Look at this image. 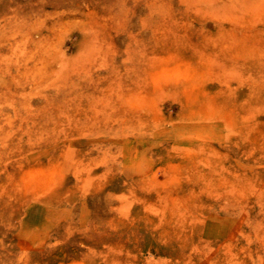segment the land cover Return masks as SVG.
I'll use <instances>...</instances> for the list:
<instances>
[{"label":"rangeland","instance_id":"374dc122","mask_svg":"<svg viewBox=\"0 0 264 264\" xmlns=\"http://www.w3.org/2000/svg\"><path fill=\"white\" fill-rule=\"evenodd\" d=\"M0 264H264V0H0Z\"/></svg>","mask_w":264,"mask_h":264}]
</instances>
